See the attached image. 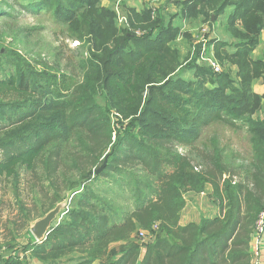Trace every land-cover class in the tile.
Masks as SVG:
<instances>
[{
  "label": "trees",
  "instance_id": "1",
  "mask_svg": "<svg viewBox=\"0 0 264 264\" xmlns=\"http://www.w3.org/2000/svg\"><path fill=\"white\" fill-rule=\"evenodd\" d=\"M103 1L0 0V20L44 14L81 51L78 79L74 71L35 66L0 34V206L14 217L11 253L0 264H29L27 254L33 264H252L264 210V95L254 91L264 82V53L254 54L264 0L178 3L179 22L203 17L213 26L224 16L228 37L209 42L224 71L194 57L186 62L189 81L175 47L179 15L168 20L164 8L122 3L127 23L120 26L116 7ZM53 54L60 63L62 46ZM213 123L246 131L250 158L228 163L216 141L199 147ZM203 194L220 214L181 225L188 197ZM67 200L47 239L37 242L31 223ZM20 229L29 237L22 249ZM140 231L152 236L143 258Z\"/></svg>",
  "mask_w": 264,
  "mask_h": 264
},
{
  "label": "rangeland",
  "instance_id": "2",
  "mask_svg": "<svg viewBox=\"0 0 264 264\" xmlns=\"http://www.w3.org/2000/svg\"><path fill=\"white\" fill-rule=\"evenodd\" d=\"M20 1H24L25 3L28 2V0ZM127 1L129 2V5ZM179 1L181 2L184 0H109V2L106 1L104 3L105 5L111 7H117L118 12L121 16H124L125 14V9L123 8L122 3H125L124 7L126 9H128L130 5L135 6L139 10H141V8L145 9V7L148 8L151 6L154 11L164 8L166 10V14L168 15V20L173 16L179 15V18L175 17L172 21L175 27L180 28V35L175 43V47L180 51L182 61H185L183 64L181 77L186 81L192 80L194 78L193 72L186 68V64L188 62H191L194 57H198L197 62L207 66L201 58V50L203 49V45H205L204 48H208L210 54L212 53V55L215 57L219 65L222 67L223 72L225 67L222 66V64L215 56V51L213 50V47H211L213 45L209 46V42H213L217 39L225 40V37L227 35L225 34L223 28L224 16L220 17L218 22L213 26L204 21L203 17L184 18L181 22H179L181 20V6L178 5ZM230 12L231 9H228L227 14ZM119 25L122 26V24L120 23ZM63 30L64 29L61 26L57 25L54 21L51 20L49 16H45L44 14L38 16L31 14H20L18 20H0V34L4 35L6 41L5 46L10 45L13 49L25 56L27 60H30L32 63H34L35 66L40 63H47L52 67L59 68L60 71L66 72L68 75L69 72L74 71L76 72V78L80 79V73L76 68L78 57L81 52L80 50H78L79 43L66 40ZM188 36H190V38H187ZM61 46L63 48L64 57L62 61L58 63L56 58H54L53 53ZM232 50L233 49H231L230 51ZM2 51L4 50L2 49ZM263 53L264 40L262 45L257 51H255L254 54L261 55ZM66 58L69 59L70 62H72L71 65H73L72 67L68 66V70ZM231 71L234 75L236 68L231 67ZM249 138V134L244 130L233 131L220 125L219 123H213L202 133L199 140V147L202 148L206 146L210 148L212 146V143L216 141L218 145L225 151L228 163H233L234 159H236V163L240 164V162H237V158L243 160L250 158L251 145ZM180 151L182 153L184 152L183 150ZM23 179L26 180L27 176H24ZM108 187L113 188L111 184L108 185ZM200 197L203 198L200 201L205 202H201L199 205L197 204L198 201L196 204L193 203V206L195 208V210L193 211H195L194 214H196L195 217L199 218V216H212L214 208L216 206L209 204L206 200L208 199L210 203L213 201L208 198L207 194H203ZM8 200L9 197L7 198V201ZM26 204L30 209L33 206L30 193L28 195V198L26 199ZM13 219L14 217L11 214V211H9L7 207L0 206V251H2L4 257H7L6 255H10L9 253H11L9 250H6V247L9 240H11L10 230L12 222L11 220ZM33 223H31V226ZM19 225L21 226V223ZM21 230L22 229H20L19 234L15 235L16 237L19 236L15 243L22 249V247H24L29 242V237H27V234L28 230L30 229L23 231ZM26 239H28V241ZM136 241L142 246L143 254L141 258H143L145 246L148 244H146L144 239L138 238V236ZM21 252L22 250L20 251V256L23 255ZM25 257H27L26 259L29 264H33L32 259L28 254Z\"/></svg>",
  "mask_w": 264,
  "mask_h": 264
},
{
  "label": "built area",
  "instance_id": "3",
  "mask_svg": "<svg viewBox=\"0 0 264 264\" xmlns=\"http://www.w3.org/2000/svg\"><path fill=\"white\" fill-rule=\"evenodd\" d=\"M152 8V6H151ZM153 9V8H152ZM116 11L119 16V23L125 24L127 23V19L125 16H121L118 12V9L116 7ZM155 12V11H154ZM138 35H141L140 32L137 33ZM205 45H203V49L201 50V58L203 62L211 68V70L218 74L222 72V67L219 65L215 57L210 54L208 48H204ZM208 52V53H207ZM138 238L144 239L146 244H149L152 241V236L146 232V231H140L138 234ZM264 245V210L259 215L256 228L254 231L252 243H251V252H252V264H264V259H262L261 255V249ZM4 258L2 251H0V262Z\"/></svg>",
  "mask_w": 264,
  "mask_h": 264
},
{
  "label": "crops",
  "instance_id": "4",
  "mask_svg": "<svg viewBox=\"0 0 264 264\" xmlns=\"http://www.w3.org/2000/svg\"><path fill=\"white\" fill-rule=\"evenodd\" d=\"M106 1H108L109 2V0H105V1H103V5L104 6H107V7H109L108 5H105V3L104 2H106ZM185 1V0H184ZM128 2V1H127ZM126 2V3H127ZM180 2V1H179ZM182 2V1H181ZM127 5V4H126ZM128 5H129V2H128ZM127 5V6H128ZM128 9H135V10H137V11H141V10H143L144 8H141V10H139V9H137L135 6H129V8ZM226 17V16H225ZM215 25V24H214ZM263 40H264V32H263V35H262V43H263ZM215 41H228V37L226 36L225 37V40H220V39H217V40H215ZM262 45V44H261ZM211 47H213V50H214V46H211ZM259 49V48H258ZM257 49V50H258ZM231 50V49H230ZM262 84H264L262 81H259L255 86H254V91L257 93V94H260V95H264V85H262ZM263 115H264V110H263ZM207 192L208 193H210L211 192V189L209 188L208 190H207ZM209 198V197H208ZM203 198H201L200 196H193V195H191V196H189L188 197V202H187V206H186V208H185V210H184V212H183V215H182V218H181V225H187V224H189V223H200V221H201V219L202 218H213V217H215V216H217V215H219L220 214V208H219V206L218 205H215L213 202H211L210 203V201L207 199L206 201L209 203V204H211V205H213V206H216L215 208H214V212H213V214H212V216H210V217H206V216H199V218H196L195 216H196V214H194L195 213V211H193V210H195V208H194V206H193V203L194 204H196L197 203V201H198V205L201 203V202H205V201H200V200H202ZM210 199V198H209ZM213 201V200H212ZM190 214V215H189ZM189 215V216H188ZM261 255H262V259H264V245H263V247H262V249H261Z\"/></svg>",
  "mask_w": 264,
  "mask_h": 264
},
{
  "label": "water",
  "instance_id": "5",
  "mask_svg": "<svg viewBox=\"0 0 264 264\" xmlns=\"http://www.w3.org/2000/svg\"><path fill=\"white\" fill-rule=\"evenodd\" d=\"M215 17H213V21ZM108 158H105V161L102 166H100L95 174L98 175L107 165ZM69 201H64L58 204L53 210L47 213L43 218L36 220L31 228L30 232L34 236L37 242H42L47 239L49 236L54 224L57 222L58 217L63 213V211L68 207Z\"/></svg>",
  "mask_w": 264,
  "mask_h": 264
}]
</instances>
